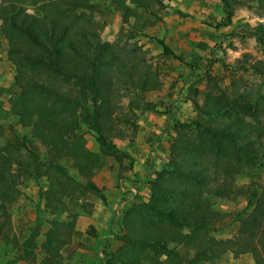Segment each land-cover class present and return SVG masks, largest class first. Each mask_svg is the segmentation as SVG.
Instances as JSON below:
<instances>
[{"label": "trees", "instance_id": "obj_1", "mask_svg": "<svg viewBox=\"0 0 264 264\" xmlns=\"http://www.w3.org/2000/svg\"><path fill=\"white\" fill-rule=\"evenodd\" d=\"M149 1L117 0L125 21L138 15L137 9H148ZM30 7L38 14L31 13ZM100 30L95 5L88 0H3L0 4V33L6 41V59L14 67L12 84L0 88V97L13 94L10 113L47 149L42 165L46 170L41 171L35 147L26 137L0 147L3 212L15 201L20 184L44 175L49 180L44 206L53 213H66L65 200L74 194L80 200L95 194L105 202L91 181L101 160L86 148L83 126L95 133L103 155L119 161L130 158L113 143L123 137L114 121L118 104L130 90H156L159 79L140 53L132 48L122 52L102 41ZM254 36L264 51V37ZM156 41L164 55L184 62L163 40ZM251 69L263 76L264 61ZM193 107L197 117L176 123L168 161L147 182L148 199L124 209L116 235L120 245L106 256L105 264H205L226 252L235 257L250 254L254 264H264V185L254 189L234 185L245 168L264 169V125L260 123L264 98L211 95L202 104L194 101ZM64 160L71 161L82 184L49 175L66 176ZM235 196H244L251 210L233 238L217 239L211 232L220 215L209 200ZM74 221L66 213L63 221L48 229L41 245L42 264H63L59 251L71 243Z\"/></svg>", "mask_w": 264, "mask_h": 264}, {"label": "rangeland", "instance_id": "obj_2", "mask_svg": "<svg viewBox=\"0 0 264 264\" xmlns=\"http://www.w3.org/2000/svg\"><path fill=\"white\" fill-rule=\"evenodd\" d=\"M88 1L95 5L101 40L116 45L122 52L135 49L157 73L159 86L145 93L130 90L118 104L114 121L123 137L113 139V143L130 158L121 157L119 161L103 155L95 133L82 127L86 148L101 160L91 181L101 190L105 202L95 194H87L82 200L77 194L72 195L74 200L66 198V213L74 217L75 228L71 243L59 251L63 264H105L106 256L116 251L124 209L132 202L147 200L140 199L131 188L138 184L148 187L147 182L157 172L151 171L155 141L164 137L166 144L162 147H168L169 155V144L178 131L176 123L197 117L194 101L202 104L211 95L264 98V75L251 69L254 63L264 61V51L254 36L264 37V0H152L148 9H137L138 15L126 21L117 0ZM29 11L38 14L35 8L30 7ZM156 39L163 40L184 62L164 55ZM5 51L6 41L0 33V88L9 89L14 67L7 61ZM0 99V147L9 140L26 137L35 147L33 152L39 158L41 171H45L42 165L47 161V149L31 138L29 130L22 128L10 113L13 94L5 92ZM260 123L264 125V115ZM144 144L147 154L138 164L134 153L140 152ZM61 164L66 176L52 172L51 177L83 183L70 160ZM136 167L141 174L133 172ZM235 184H248L253 189L264 185V169L245 168L234 179ZM48 185L45 175L28 179L18 186L19 194L7 212L0 209V264H42L45 251L41 245L46 233L66 216L45 208L43 193ZM209 202L220 215L211 234L217 239L233 238L240 221L251 210L246 198H212ZM107 213L109 219H103ZM105 234L108 239L100 240ZM87 237L94 242H85ZM205 264H254V260L250 254L235 257L226 252Z\"/></svg>", "mask_w": 264, "mask_h": 264}, {"label": "crops", "instance_id": "obj_3", "mask_svg": "<svg viewBox=\"0 0 264 264\" xmlns=\"http://www.w3.org/2000/svg\"><path fill=\"white\" fill-rule=\"evenodd\" d=\"M150 130H152V128ZM156 132H159V131H156ZM164 144H166V143H164V137L161 138L159 142L155 141V146H156L155 150L156 151L151 153V156L153 157V162H152V166H151V171L152 172L158 171L159 169L164 167L166 165V163H167V159H168V149L167 148L168 147L166 146L165 148H163L162 145H164ZM146 147H147V145L144 144L143 148H142V150L140 152L136 151L134 153L135 155L137 154L135 157H136V161H137L138 164L143 162V160H144V158H145V156L147 154ZM158 147H159V149H158ZM164 149H165V152H164ZM158 150H160L161 152L158 151ZM133 172L135 174H138L139 173L138 167H136ZM139 174H141V173H139ZM142 185H144V184H142ZM142 185L138 184L135 187H132L131 190L137 192L139 194L138 197H140V199L146 200V199H148L149 189H148V187L144 188ZM115 206H116V202H113L112 207H115ZM109 217H110V215L107 213V214H105V216H103V219L104 218L105 219H109ZM108 236L109 235L105 234L103 237H100L99 239L104 241V240L108 239ZM109 240H110V238H109ZM84 241L91 243V242H94V239L93 238L91 239V238L87 237V239H84ZM115 248L116 247H114V249Z\"/></svg>", "mask_w": 264, "mask_h": 264}]
</instances>
